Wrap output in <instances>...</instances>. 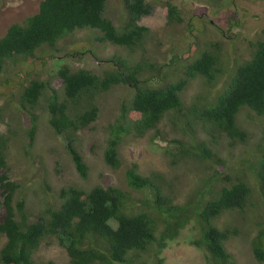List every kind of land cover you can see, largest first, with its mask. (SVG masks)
<instances>
[{
  "label": "trees",
  "instance_id": "obj_1",
  "mask_svg": "<svg viewBox=\"0 0 264 264\" xmlns=\"http://www.w3.org/2000/svg\"><path fill=\"white\" fill-rule=\"evenodd\" d=\"M108 1L41 0L38 13L12 24L0 38L1 79L12 74V68L42 59L40 51L63 52L59 42L74 37L77 31L90 32L82 39L86 48L70 54L91 55L96 68L64 64L56 74L62 83L59 91L35 73L13 94L19 111L31 118L26 135L31 143L35 141L40 112H47L55 133L66 136L78 173L87 179L89 168L74 146L75 135L98 120L102 97L116 87H129L132 96L121 102L120 116L109 127L106 164L121 169L124 140L151 132L154 142L165 143L172 166L187 165L188 172L196 174L197 186L180 200L176 193L179 178L175 186L164 173L153 171L144 176L134 164L125 172L127 188H65L58 205L31 220L26 203L15 202L21 184L9 176L8 151L17 132H0V210H4L0 236L6 238L0 247V264H38L34 257L50 239L66 250L71 264H165L164 250L192 223L198 230L192 245L203 251L206 264H237L227 243L240 236V228L216 224L226 212L254 215L258 233L252 239V251L255 260L263 264L264 132L252 150L250 157H254L243 159L249 163L246 170L230 166L221 151V140H226L229 148L248 145L251 135L239 116L244 110L264 116V30L257 40L249 41L247 56H228L222 40H210L201 47L195 44L201 38L194 36L187 50H171V58L160 63L145 55L154 34L139 23L151 15L152 4L124 0L115 24L107 16ZM165 6L168 27L181 26L183 10L171 1ZM107 44L127 55L104 58L96 53L95 49ZM11 81L0 80V85ZM193 81H201L202 90L186 101L184 94ZM11 103L6 101L0 107V124L6 121L5 109ZM166 118L181 137L169 139L161 132Z\"/></svg>",
  "mask_w": 264,
  "mask_h": 264
},
{
  "label": "rangeland",
  "instance_id": "obj_2",
  "mask_svg": "<svg viewBox=\"0 0 264 264\" xmlns=\"http://www.w3.org/2000/svg\"><path fill=\"white\" fill-rule=\"evenodd\" d=\"M41 0H0V38L8 28L16 23L23 22L30 16L39 12ZM153 6V12L144 16L140 24L148 27L154 36L149 39L146 56L160 63L171 58V50L183 53L189 45L193 44L194 36L201 38L198 43L203 46L210 40H222L225 51L231 57L247 56L249 54V41L257 40L264 30V0H147ZM171 1L184 12L185 22L175 29L168 27V8L165 4ZM124 0H109L107 16L115 24L122 9ZM210 21L211 23L207 22ZM89 31H77L74 37L63 40L59 46L64 47L60 54L48 51L41 53L42 59L36 63L29 62L12 68V74H5L0 80L11 78L7 85H0V107L6 101H12L11 106L5 109L6 122L0 125L1 133L7 134L11 129L17 136L11 141L9 153V176L11 180L20 183L21 189L15 197V202L23 200L30 214L31 220H37L51 205L60 203L61 190L75 187L90 191L96 186L104 188L126 186L125 172L134 164L138 165L139 172L146 176L153 171L164 173L168 179L178 185L179 199L185 197L193 190L197 183L195 173L187 170V165L172 166L169 156L165 153V143L159 139L152 140L153 134L149 132L143 138L128 137L120 147L122 168L114 170L109 167L104 158L105 149L110 139V125L117 121L121 112V102L129 100L131 90L126 87H116L110 94L100 100L101 112L98 120L86 130L77 132L74 146L82 154L88 166V178L84 179L78 173L71 155L67 150L69 143L65 135H57L49 124L47 112H40L36 144L30 146V139L26 133L31 126L29 115L20 112L13 94L26 84L35 73L43 79L50 80L56 90H61V80L56 78L58 70L64 65L71 67L96 68V61L91 55H73L70 52L84 50L86 44L83 38ZM236 36V37H235ZM228 37H233L228 39ZM80 40V41H78ZM78 41V42H77ZM49 50H51L49 48ZM96 53L104 58L115 54L127 55L121 48L111 44L99 46ZM95 53V55H97ZM137 55L136 58H139ZM47 62V65H44ZM225 80L217 87L222 89ZM202 90L201 81H193L185 92L184 98L190 101ZM13 96V97H12ZM42 111V110H41ZM244 110L239 116L240 123L249 131L251 139L248 145L229 148L226 140H221V151L229 160L231 167L247 169L255 145H257L264 132V116L258 117L252 112ZM250 117L252 118H248ZM10 117H13L11 119ZM20 122L18 123V121ZM161 132L169 139L179 138V130L166 118L160 125ZM248 158L243 162V159ZM245 163V165L243 164ZM243 165V166H242ZM251 212L244 215L227 213L216 224L219 227L236 226L240 228V236L232 238L227 243V249L233 254L237 264L258 263L252 251V239L258 233L256 220ZM4 218V210H0V220ZM198 235L195 224H190L177 240L172 241L162 257L165 264H206L205 254L192 245ZM5 244V238L0 237V246ZM36 262L46 264L53 261L55 264H71L70 258L64 248L56 239L44 243L36 253ZM264 264V263H263Z\"/></svg>",
  "mask_w": 264,
  "mask_h": 264
},
{
  "label": "clouds",
  "instance_id": "obj_3",
  "mask_svg": "<svg viewBox=\"0 0 264 264\" xmlns=\"http://www.w3.org/2000/svg\"><path fill=\"white\" fill-rule=\"evenodd\" d=\"M61 42H62V41H60L59 44H60ZM55 53H57V52H55ZM57 54H60V53H57ZM57 73H58V72H57ZM5 122H6V121H5ZM5 122H4V123H5ZM0 125H1V124H0ZM50 127H51V126H50ZM51 128H52V127H51ZM38 130H39V129H38ZM0 132H1V131H0ZM37 133H38V132H37ZM3 134H4V133H3ZM28 138L30 139V137H28ZM36 139H37V134H36V136H35V141H34L33 143H31V140H30V146H31V147H34V146H35V144H36ZM12 141H13V137H12ZM10 145H11V143H10ZM8 165H9V153H8ZM227 213H230V212H226L225 214H227ZM225 214H224V215H225ZM222 216H223V215H222ZM0 237H3V236H0ZM5 242H6V238H5ZM43 244H44V243H43ZM43 244H42V245H43ZM2 246H3V245H2ZM2 246H0V247H2ZM41 247H42V246H41ZM40 249H41V248H40ZM35 257H36V255H35ZM35 257H34V258H35ZM35 261H36V259H35Z\"/></svg>",
  "mask_w": 264,
  "mask_h": 264
}]
</instances>
